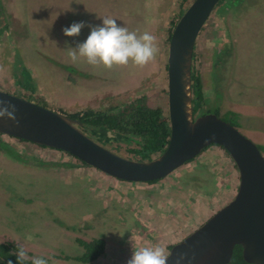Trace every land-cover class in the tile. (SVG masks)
<instances>
[{"label": "rangeland", "instance_id": "rangeland-1", "mask_svg": "<svg viewBox=\"0 0 264 264\" xmlns=\"http://www.w3.org/2000/svg\"><path fill=\"white\" fill-rule=\"evenodd\" d=\"M193 1L0 0V91L67 116L114 107L121 112L139 101L168 115L169 38ZM251 1L218 4L196 42L193 71L203 83L202 110L225 106L224 112L239 115L234 127L264 156V0ZM104 16L154 35L156 58L143 67L129 62L112 69L84 58L73 63L68 47L83 42L90 29L78 37H65L62 29L79 21L99 25ZM230 36L237 39V63L228 55L216 74V48ZM0 144L7 145L0 148V243H22L29 258L43 257L48 264H127L133 245H161L168 256L233 201L240 185L236 164L217 146L150 184L117 180L68 153L1 134ZM101 144L139 161L130 153L135 143ZM95 240L105 242L104 253L80 262L81 242Z\"/></svg>", "mask_w": 264, "mask_h": 264}, {"label": "water", "instance_id": "water-1", "mask_svg": "<svg viewBox=\"0 0 264 264\" xmlns=\"http://www.w3.org/2000/svg\"><path fill=\"white\" fill-rule=\"evenodd\" d=\"M222 0H194L177 22L168 57L171 138L152 161H134L107 149L67 115L0 91L16 107L15 120L0 118V134L70 154L128 183L160 181L211 147H222L240 174L238 193L206 223L174 245L167 264H230L242 247L248 264H264V156L258 146L214 114L195 118L192 72L196 42ZM109 139L118 134L106 132Z\"/></svg>", "mask_w": 264, "mask_h": 264}, {"label": "trees", "instance_id": "trees-1", "mask_svg": "<svg viewBox=\"0 0 264 264\" xmlns=\"http://www.w3.org/2000/svg\"><path fill=\"white\" fill-rule=\"evenodd\" d=\"M171 37L172 35H170L169 41ZM192 81L194 113H197L204 100L203 83L194 71L192 72ZM115 108H111L107 112L87 110L83 113L68 115V117L79 121L82 124V130L94 136L99 142L124 140L127 143H135L137 148L130 150V153L138 157L141 162L152 161L154 155L165 152L170 143L171 124L169 116L161 108H151L142 101L121 112H116ZM106 132L117 133L118 137L109 139ZM2 145L0 144V148L7 147L6 144ZM81 243L85 252L78 259L80 262L91 263L104 253L105 242L103 240ZM16 251L15 243H0V264H8L9 260L12 261V264H18ZM25 264H31V259L25 261ZM230 264H248L244 260L242 247L235 248Z\"/></svg>", "mask_w": 264, "mask_h": 264}, {"label": "clouds", "instance_id": "clouds-1", "mask_svg": "<svg viewBox=\"0 0 264 264\" xmlns=\"http://www.w3.org/2000/svg\"><path fill=\"white\" fill-rule=\"evenodd\" d=\"M102 23L88 25L84 21L73 22L62 29L65 37H78L85 27L90 29L89 35L83 42H76V46L68 47V55L73 63L84 58L89 65L103 66L112 69L114 66H126L132 64L143 67L156 58L159 51L157 38L145 31L138 34L129 31L123 24L111 16L99 17ZM68 43L67 41L65 42ZM16 107L8 101L0 100V118L15 120ZM32 239L31 236L28 237ZM18 264H25L31 259V264H48L43 257L29 258L25 246L17 245ZM168 256L161 245L135 247L127 264H167ZM8 264H12L9 260Z\"/></svg>", "mask_w": 264, "mask_h": 264}, {"label": "flooded vegetation", "instance_id": "flooded-vegetation-1", "mask_svg": "<svg viewBox=\"0 0 264 264\" xmlns=\"http://www.w3.org/2000/svg\"><path fill=\"white\" fill-rule=\"evenodd\" d=\"M235 2V3H234ZM231 3L233 4H237V5H240L241 3H249V4H251V3H253L251 0H231ZM0 10H2V8L0 7ZM0 17H1V15H0ZM2 18V17H1ZM6 28V30H5V34H7V36H9V34L11 33L10 32V28L9 27H5ZM231 38V39H230ZM230 40H228V39H225L224 41V43H221V44H219V46L216 48V60H215V63H214V66H213V71L216 73V74H218L219 72H221L222 70H221V66H225L227 63H228V55H233L234 56V58H236L235 59V63H237V58H238V56H237V49H236V44H237V39L236 40H234L233 39V37L232 36H230ZM236 56V57H235ZM194 57H195V54H194ZM232 58V57H231ZM230 58V59H231ZM28 72V71H27ZM25 74H26V78L24 77V79H26V80H28L30 77H31V75L29 74V73H26L25 72ZM29 81L30 82H32L31 83V85L33 84V80L32 79H29ZM32 88V87H31ZM33 89H34V87H33ZM35 91V90H34ZM31 92H33V91H31ZM215 94L219 97V99H222L223 98V93H219L218 92V90H215ZM34 96H35V92H33V94L32 93H30L29 95H28V98H30V99H33L34 98ZM30 101V100H29ZM222 106H224V103L222 102ZM224 109L226 108L225 106L223 107ZM224 109H222V108H219V107H213V108H211L210 110H208V111H203L202 110V107L200 108V111H198L197 113H194V115H195V118H199V117H203V116H205V115H207V114H209L210 112H214V113H216L217 115H219V116H222V117H225V118H227V119H229L230 121H231V123H229V124H231L232 126H234V124L236 125V124H238V125H240L239 124V120H238V118H239V115H237V114H234L233 112H230V111H227V110H225V112H224ZM168 116H169V114H168ZM218 117V116H217ZM219 118V117H218ZM228 123V122H227ZM93 140H95V141H97V142H99L94 136H91V134H88ZM16 139V138H15ZM18 140H20V139H18ZM116 140V139H115ZM24 141V140H23ZM25 142H27V141H25ZM111 142H121V143H126V144H130V143H127L126 141H124V140H119V141H111ZM100 143H102V142H100ZM104 143H109V142H104ZM257 146H260V145H257ZM211 147H213V146H211ZM211 147H209V148H211ZM217 147H219V146H217ZM209 148H207V149H205L203 152H202V154L205 152V151H207ZM219 148H221V149H223L222 147H219ZM261 148L263 149V147L261 146ZM264 150V149H263ZM199 156H201V155H199ZM198 156V157H199ZM198 157H196V158H198ZM195 158V159H196ZM195 159H193L192 161H190V162H188V163H191V162H193ZM187 163V164H188ZM158 182V181H157Z\"/></svg>", "mask_w": 264, "mask_h": 264}]
</instances>
